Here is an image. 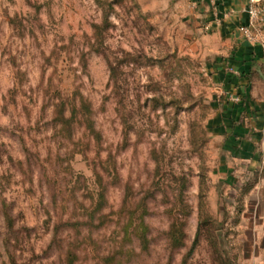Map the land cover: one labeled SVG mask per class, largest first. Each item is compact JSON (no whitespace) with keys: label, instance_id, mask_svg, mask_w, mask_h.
I'll use <instances>...</instances> for the list:
<instances>
[{"label":"rangeland","instance_id":"1","mask_svg":"<svg viewBox=\"0 0 264 264\" xmlns=\"http://www.w3.org/2000/svg\"><path fill=\"white\" fill-rule=\"evenodd\" d=\"M164 2L0 0V264H264V153Z\"/></svg>","mask_w":264,"mask_h":264},{"label":"crops","instance_id":"2","mask_svg":"<svg viewBox=\"0 0 264 264\" xmlns=\"http://www.w3.org/2000/svg\"><path fill=\"white\" fill-rule=\"evenodd\" d=\"M164 5H175V10L184 13L187 25L193 22L201 32L203 41L218 44L215 69L227 81L219 88L223 101L218 105V122L221 129L227 126V142L237 146L231 155L242 154L245 161H252L264 153V26L258 41L242 36L240 27L249 24V0H165ZM252 168L247 163L244 171ZM260 190L257 201L264 204ZM260 214L256 232L264 236V210ZM260 248L264 251V239Z\"/></svg>","mask_w":264,"mask_h":264},{"label":"built area","instance_id":"3","mask_svg":"<svg viewBox=\"0 0 264 264\" xmlns=\"http://www.w3.org/2000/svg\"><path fill=\"white\" fill-rule=\"evenodd\" d=\"M249 2V24L240 27V32L246 39L258 41L264 26V3L261 0H249Z\"/></svg>","mask_w":264,"mask_h":264},{"label":"trees","instance_id":"4","mask_svg":"<svg viewBox=\"0 0 264 264\" xmlns=\"http://www.w3.org/2000/svg\"><path fill=\"white\" fill-rule=\"evenodd\" d=\"M248 190H249V188L245 189V194L248 192ZM103 194H104V191L102 193L100 192V197H102ZM97 209L99 210L100 208H97Z\"/></svg>","mask_w":264,"mask_h":264}]
</instances>
